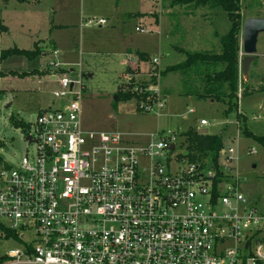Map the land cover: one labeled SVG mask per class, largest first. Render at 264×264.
Instances as JSON below:
<instances>
[{
	"label": "built area",
	"instance_id": "2783aa9c",
	"mask_svg": "<svg viewBox=\"0 0 264 264\" xmlns=\"http://www.w3.org/2000/svg\"><path fill=\"white\" fill-rule=\"evenodd\" d=\"M151 62L156 73L160 60ZM144 85L133 89L141 97L137 109L163 111V93ZM60 86L54 96L62 105L42 111L24 131L35 153L0 172V225L20 243L6 264H264V213L242 190L248 180L233 166L238 150L223 149L218 166L190 163L176 133L141 143L87 131L83 75H62Z\"/></svg>",
	"mask_w": 264,
	"mask_h": 264
},
{
	"label": "rangeland",
	"instance_id": "374dc122",
	"mask_svg": "<svg viewBox=\"0 0 264 264\" xmlns=\"http://www.w3.org/2000/svg\"><path fill=\"white\" fill-rule=\"evenodd\" d=\"M174 2L0 0V172L17 168L26 155L36 151L24 140V130L11 124V116L35 124L42 111L62 105L54 96L61 91L62 75L72 80H82L83 75L81 107L85 130L117 132L130 142L141 143L152 134L171 132L179 135L182 144V135L191 129L222 136L225 150L239 149L233 166L248 180L242 190L249 206L264 213V147L242 135L243 122L239 129L237 113L225 114L226 103L185 95L187 74L162 76L169 67L186 62L188 52L220 54L221 38L228 33L230 21L224 11L211 6L173 5ZM241 2L245 21L264 18V0ZM155 14L160 18L159 24L155 23ZM91 18L105 19L107 24H88ZM60 25L64 27L55 28ZM53 41L58 47V58L55 50L47 53ZM242 41L241 33V53ZM35 46L41 54L34 60L19 56L1 59L4 51H35ZM136 50L160 60L156 73L151 72L152 60H140ZM257 50V61L253 63L257 70H251L246 94L243 95V88L240 90L238 113L246 119L243 128L264 136V34L259 35ZM55 62L61 66L59 71L50 66ZM11 72L32 74L22 78ZM129 75L134 76L132 83L148 85L160 93L166 86L163 111L144 114L137 110L141 99L118 100L121 89L134 91L127 79ZM155 77H161L157 87L151 85ZM202 120L209 123L207 128H201ZM186 146L179 151L187 152ZM250 150L257 154L249 155ZM159 160L166 163L165 159ZM220 164L223 169L229 168L224 158ZM18 248L20 243L15 239H0V256Z\"/></svg>",
	"mask_w": 264,
	"mask_h": 264
},
{
	"label": "trees",
	"instance_id": "16d2710c",
	"mask_svg": "<svg viewBox=\"0 0 264 264\" xmlns=\"http://www.w3.org/2000/svg\"><path fill=\"white\" fill-rule=\"evenodd\" d=\"M196 3L198 6H211L213 9L222 10L227 14L230 21V29L228 33L221 38L222 52L220 54L208 53H188L186 62L169 67L163 71L162 76L169 73L187 74L188 79L184 80L186 91L185 95L188 97L195 96L199 99H212L215 101H222L227 104L225 114L228 116L232 113H237V120L242 124V135L245 138L253 139L264 147V136H257L249 131L245 126L246 119L243 115L238 113V95L240 85L243 88V95L246 94V84L248 82H240V62H241V33L244 25V17L242 13L241 0H175L173 5H190ZM40 52L36 46L35 51H25L19 49H12L4 51L1 59L19 56L26 57L30 60L36 59L40 56ZM139 58L143 61H148V55L137 53ZM29 74L23 73L19 75L24 78ZM135 86L131 83V89ZM147 87V85H144ZM264 91V86L261 89ZM164 95V94H163ZM140 101L141 97L134 91H119L118 100L123 101ZM139 111V109H137ZM11 124L16 128H21L24 131L29 128V124L22 120L11 116ZM184 142L182 146H186L188 152L187 158L190 163L209 162L218 166L220 152L224 149L222 136H204L197 131L189 130L182 135ZM0 239L3 240H18V236L0 225ZM8 258L0 256V264H6Z\"/></svg>",
	"mask_w": 264,
	"mask_h": 264
},
{
	"label": "water",
	"instance_id": "95a60500",
	"mask_svg": "<svg viewBox=\"0 0 264 264\" xmlns=\"http://www.w3.org/2000/svg\"><path fill=\"white\" fill-rule=\"evenodd\" d=\"M264 34V18L247 19L243 26L240 70L245 82L250 80L251 67L257 59L259 35ZM200 135H208L207 130H201Z\"/></svg>",
	"mask_w": 264,
	"mask_h": 264
},
{
	"label": "crops",
	"instance_id": "0c3cea01",
	"mask_svg": "<svg viewBox=\"0 0 264 264\" xmlns=\"http://www.w3.org/2000/svg\"><path fill=\"white\" fill-rule=\"evenodd\" d=\"M156 15V17L155 18H157L156 19V24H159V22H160V18L157 16V14H155ZM154 16V15H153ZM192 18H193V16H192ZM84 21H87V20H84ZM64 26L63 25H60V26H57V27H55V28H63ZM36 47V46H35ZM16 49H19V50H25V49H20V48H16ZM57 49H58V47H57V45H56V43L53 41V43H51V45H50V47L47 49V53H50V50H52V51H56V53H58V51H57ZM25 51H29V50H25ZM31 52V51H30ZM136 52L137 53H142V54H146L145 52H141L140 50H136ZM47 53H44L43 55L44 56H46V54ZM188 53H190V52H188ZM59 54V53H58ZM146 55H148V54H146ZM148 61H151L152 59H150V58H152L150 55H148ZM141 60V59H140ZM256 61H257V59H256ZM172 67V66H171ZM130 68V67H129ZM252 69H254V71L255 70H257L256 69V67L254 66L253 67V65H252V67H251V70ZM11 74H15V75H17V76H19V75H21V74H23V73H18V72H11ZM26 74H29V75H31L32 73H26ZM34 75V74H33ZM52 79L53 80H55V77H52ZM166 78L164 77V80H165ZM250 80H251V77H250ZM250 80L248 81V84H249V82H250ZM163 84V83H162ZM165 86V85H164ZM172 89V88H171ZM167 89H166V86H165V88H163V94H164V96L166 97V95H168L167 94ZM179 92H181V91H179ZM191 97H193V96H191ZM215 101V100H214ZM50 109V108H49ZM240 110V109H239ZM226 112V111H225ZM241 112V111H240ZM240 114V113H239ZM237 124H239V122H238V120H237ZM238 127H239V129H240V124L238 125ZM223 138V137H222ZM239 150V149H238ZM255 168V167H254Z\"/></svg>",
	"mask_w": 264,
	"mask_h": 264
}]
</instances>
